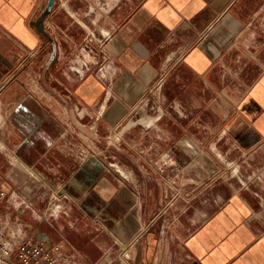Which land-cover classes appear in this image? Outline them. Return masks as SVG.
I'll use <instances>...</instances> for the list:
<instances>
[{"label": "crops", "instance_id": "obj_1", "mask_svg": "<svg viewBox=\"0 0 264 264\" xmlns=\"http://www.w3.org/2000/svg\"><path fill=\"white\" fill-rule=\"evenodd\" d=\"M46 3L0 0L5 211L43 212L70 264H264V0ZM160 79L151 123L128 124ZM221 130L240 185L208 153Z\"/></svg>", "mask_w": 264, "mask_h": 264}, {"label": "rangeland", "instance_id": "obj_2", "mask_svg": "<svg viewBox=\"0 0 264 264\" xmlns=\"http://www.w3.org/2000/svg\"><path fill=\"white\" fill-rule=\"evenodd\" d=\"M263 16V15H262ZM255 23V22H254ZM258 25V23L256 24ZM161 85V84H160ZM161 89H162V85L158 86V83H156L154 85V87H152L144 96V98L137 104L135 105V107H133L129 113L128 119H127V123L128 124H132V123H139V124H146V123H151V119L154 116H151L153 113L158 111V108H160V103L161 101ZM80 110V108L78 109V107L76 108V111L78 112ZM155 115V114H154ZM150 119V120H149ZM117 132H118V128L113 130L112 132H109V140L115 141L117 138ZM223 136H224V132L221 130L218 133H215L214 135H212V137L210 138L209 141V148H207L208 153L212 154L216 153L217 155L221 153V150H223L222 148L219 149L220 152H218V150L216 149V145L218 143L225 145L224 143H222L223 141ZM71 143V148H66L67 152H70L71 154H73L75 157H77L80 160H87V158L92 155H98V148H89V147H85V146H81L79 143H76L75 141H70L69 144ZM68 143H66V147H68L67 145H69ZM211 151H213V153H211ZM215 154V155H216ZM222 154V153H221ZM220 154V155H221ZM221 158V171L220 172H224L225 175L232 177L235 179L236 184L243 183V182H247V180H245L243 178V174H245L246 171H249V166L247 165V163L250 162V159H247V163L244 161V157L240 156L236 161H233L232 159H229L228 157H225L224 154H222V156H220ZM217 159V158H216ZM114 161V160H111ZM223 161V162H222ZM114 164L112 165L113 168L118 169L121 171L123 170V172H128L126 169H124L122 166H120V168L115 164V162H113ZM254 170V169H252ZM34 183H32V185L36 186L37 181L33 180ZM35 186H33L32 188H35ZM36 198L35 195H33V199ZM50 198H52L51 192L49 191V196H44V197H37L36 199V203L43 201L42 199L48 201ZM19 199L17 198V201ZM43 212H38V211H31L29 209H25L22 212H16L14 210L12 211H8L6 212L5 209L3 208V203L2 201L0 202V219L2 220L1 223H6L8 224L9 227L11 228H15L14 224L19 225L22 228L21 231V236L23 238H29V237H35L37 236V234L35 233V228H36V223L38 222V217L39 215L42 216ZM54 213L53 208L50 207L45 214L49 217H52L51 215ZM2 217L4 219H2ZM44 220V219H43Z\"/></svg>", "mask_w": 264, "mask_h": 264}, {"label": "built area", "instance_id": "obj_3", "mask_svg": "<svg viewBox=\"0 0 264 264\" xmlns=\"http://www.w3.org/2000/svg\"><path fill=\"white\" fill-rule=\"evenodd\" d=\"M107 69V59L104 57L98 67L99 76H105ZM160 84L161 79L158 86ZM5 195L6 192L0 188V202ZM1 221L0 219V264H70L57 253L56 247L48 246L42 236L23 238L19 225L14 224L15 228H11ZM122 256L123 261L127 262L128 257L124 254Z\"/></svg>", "mask_w": 264, "mask_h": 264}, {"label": "water", "instance_id": "obj_4", "mask_svg": "<svg viewBox=\"0 0 264 264\" xmlns=\"http://www.w3.org/2000/svg\"><path fill=\"white\" fill-rule=\"evenodd\" d=\"M52 4H53V0H47L46 7H45L43 15L46 14L51 9Z\"/></svg>", "mask_w": 264, "mask_h": 264}]
</instances>
